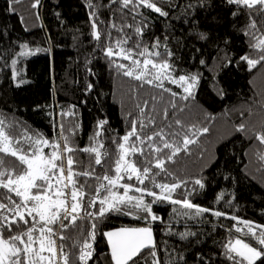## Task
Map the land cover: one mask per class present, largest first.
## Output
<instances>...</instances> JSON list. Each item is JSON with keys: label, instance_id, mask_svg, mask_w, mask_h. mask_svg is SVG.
I'll use <instances>...</instances> for the list:
<instances>
[{"label": "trees", "instance_id": "16d2710c", "mask_svg": "<svg viewBox=\"0 0 264 264\" xmlns=\"http://www.w3.org/2000/svg\"><path fill=\"white\" fill-rule=\"evenodd\" d=\"M34 2L20 0L12 13L9 0H0V121L9 135L22 142L26 135L54 140L59 136L58 125L63 122L65 134L71 136V146L82 149L89 145L97 121L104 119L107 121L104 143L113 154L112 168L117 153L114 140L131 130L133 119L146 122L148 116L155 117L156 127L150 131L170 124L181 133L178 142L182 143L184 133L196 141L167 162L172 175H161L156 182L184 181L171 194L172 199L189 198L210 211L190 219L181 213L194 215V209H183L170 201L153 203V197L146 195V202L152 204L159 219L145 220L142 212L107 214L97 221L96 239L90 241L93 258L88 264H114L103 233L119 227H151L162 264L181 254L184 260L176 264H199L197 253L206 260L210 258L211 264H232L223 254V244L240 237L256 246L254 240L235 231L243 225L229 217L264 225V143L257 139V135L264 134V62L250 68L240 60L246 54L259 58V50L249 45L254 42L253 37L264 34V15H257L256 8L229 5L226 0H205L200 7H197L200 0H159L169 12L167 17L143 8L138 10L143 15H139L137 11L121 9L112 0H93L105 5L97 12L103 21L98 24L102 38L97 41L91 34L88 0H40L33 9ZM233 12L237 15H232ZM21 17L25 19L23 24ZM141 21L147 26L143 35H138L135 27ZM253 21L255 29L251 27ZM112 23L115 28L110 27ZM195 32H208L211 38L199 40ZM128 37L131 39L123 45L126 49H137L139 45L138 50L142 51L159 39L161 47L151 51L163 53L166 44L174 53L172 58L164 57L172 63L174 78L198 73L200 79L193 97L183 99V89L170 80L158 88L120 73L113 58L105 56V49L111 42L114 51H119L117 41ZM20 43H27L34 54L18 56ZM135 58L141 60L142 66L143 57ZM13 59L17 60L20 72L17 80L12 77ZM201 60L206 63L201 64ZM115 62L131 64L122 57H116ZM19 80L25 83L18 86ZM88 85H92L91 89ZM165 89L177 95L173 97ZM73 106L74 116L60 115ZM176 120L182 122L183 128L175 124ZM240 125L245 126L243 131L239 130ZM193 128L195 135L190 131ZM202 128L208 132L201 134ZM44 151L47 154L51 148L45 147ZM165 154L170 153L166 150ZM0 156L13 166L19 163L10 155L0 153ZM74 156L82 162L76 171L91 166L97 175L104 174V166L95 165L94 155L76 152ZM133 159L142 163L144 157L137 155ZM197 178L203 180V189L193 184ZM78 179L79 183H85L86 178ZM126 182L136 184L134 179ZM87 183L95 187L97 181L89 179ZM146 185L160 192L150 182ZM193 188L195 193L189 196ZM218 196L222 198L218 200ZM98 207L89 211L96 212ZM214 211L226 215L215 216ZM92 222V219L78 221L77 227L83 225L90 230ZM186 230L198 235L181 241L175 233ZM151 251L143 250L136 264H153Z\"/></svg>", "mask_w": 264, "mask_h": 264}, {"label": "snow or ice", "instance_id": "6c2138e0", "mask_svg": "<svg viewBox=\"0 0 264 264\" xmlns=\"http://www.w3.org/2000/svg\"><path fill=\"white\" fill-rule=\"evenodd\" d=\"M19 2L20 0H9V11L15 13V4ZM112 2L120 4L121 9L138 12L143 8L158 13L161 17L169 16V12L164 10L165 6L160 4L159 0H112ZM204 3L205 0H200L197 7L204 6ZM226 3L249 10L256 8L258 9L257 15H264V0H226ZM39 4L40 0H35L31 7L35 9ZM87 6L90 9L92 37L99 41L102 33L98 24L103 21H100L97 12L105 5L95 4L93 0H88ZM188 7L191 8L192 5L189 4ZM138 14L143 15L140 12ZM232 15H237V12H233ZM20 19L22 24L25 23L23 17ZM188 22L191 23V20ZM146 26V23L141 21L135 27V33L143 35ZM110 27L115 28V23H112ZM127 27L131 28L132 25H127ZM251 27L256 28L255 21L252 22ZM108 35L110 37L111 33ZM195 36L199 40L211 38L208 32H195ZM129 39L131 37L117 41L119 51H114L111 42L105 49V56L113 58V63L120 73L158 88H163V82L170 80L171 83L178 84L183 89L185 94L183 99L193 97V89L200 79L198 73H188L174 78L172 63L164 58L165 56L172 58L174 53L168 50L166 44L163 53L158 50L151 51V49L161 47L159 39L139 51V45L137 49L123 47ZM253 40L254 42L249 47L259 50V58H250L247 54L240 57V60L247 62L250 68L264 62V34L260 37H253ZM19 48L21 51L17 53L18 56L34 54L27 43H20ZM37 51H42V49H37ZM137 56L143 57L142 66L141 60L135 58ZM116 57L129 60L131 64L116 63ZM217 59L222 60L223 58L217 57ZM200 63L205 64L206 61L201 60ZM11 65L12 77L17 80L20 76L16 68L17 60L13 59ZM23 83L25 81L19 80L18 86ZM91 87L92 85H88L89 89ZM165 91L171 93L170 89H165ZM171 95L175 97L177 93H171ZM74 107L60 115L62 117L74 116ZM143 111L141 109L142 115ZM167 116L168 113L165 110V119ZM106 124V120L99 119L96 130L89 137V145L79 149L71 146V136L65 134L63 122L58 125L59 136L54 140L43 138L40 135L35 138L26 135L22 142L9 135L5 130L4 122L0 121V153L10 155L19 162L18 165L13 166L7 163L3 156H0V189L6 190L0 192V264H88L93 258L94 247L90 241L96 239L97 221L103 220L107 214L142 212L145 214V220L159 219L153 213L152 204L146 202L144 198L146 195L153 197V203L170 201L181 205L183 209H194V215L187 211L181 213L190 219H195L210 211V209L196 205L189 198L172 199L171 194L185 183L184 181L156 182L161 175H172L167 168V162L173 161L177 154L187 151V146L196 142L188 133L183 134L182 143H180L177 138L181 136V133L173 130L172 125H161L159 130L150 131L156 127L155 117L148 116L146 122L144 119H133L131 130L118 140H114L117 153L114 168H112L113 154L105 148L104 143ZM175 124L183 128L180 120H176ZM244 127L240 125L239 130L243 131ZM72 131L74 132L75 129ZM190 131L192 135L196 134L195 128ZM206 132H208L207 128L200 129L201 134ZM257 139L264 143V134L257 135ZM45 147L51 148L47 154L44 151ZM166 150L170 154H165ZM76 152L88 153L90 157L94 155L95 165L104 166V174L97 175L95 168L91 166L84 171H76L77 167H82V162L74 156ZM137 155L144 157L142 163L133 159ZM79 177L86 178L85 183H79ZM89 179L97 181L95 187L87 183ZM133 179L136 181L135 185L126 182ZM146 182H150L160 192L157 193L152 188H148ZM193 184L201 189L205 187L201 178L195 179ZM119 189L123 190L122 193ZM194 193L195 188L189 196ZM221 198L222 196L217 197L218 200ZM97 205L99 206L98 211H89ZM212 214L226 215L220 211H214ZM229 218L243 225L242 227L237 226L235 231L241 233L243 237L254 240L256 246L245 242L240 237L230 239L222 245L225 257L232 261V264H257L259 261H264V225H257L252 221H240L236 216ZM87 219L93 221L90 230L83 225L77 227L78 221ZM86 232L87 235H85ZM175 234L181 241L198 235L190 230ZM103 235L107 237L114 264H136L143 250L149 248L152 249L153 264H162L158 257L151 227L120 228L104 232ZM66 247L69 251H66ZM182 260L184 256L181 254L164 264H176V261ZM197 260L199 264H211V259L206 260L200 253H197Z\"/></svg>", "mask_w": 264, "mask_h": 264}, {"label": "rangeland", "instance_id": "374dc122", "mask_svg": "<svg viewBox=\"0 0 264 264\" xmlns=\"http://www.w3.org/2000/svg\"><path fill=\"white\" fill-rule=\"evenodd\" d=\"M43 147V146H42ZM145 227H147V226H145ZM120 228H139V227H119V228H115V229H112V230H110V231H115V230H118V229H120ZM246 242V241H245Z\"/></svg>", "mask_w": 264, "mask_h": 264}]
</instances>
